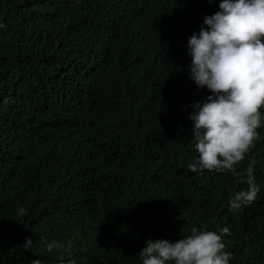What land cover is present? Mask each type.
<instances>
[{
  "label": "trees",
  "instance_id": "16d2710c",
  "mask_svg": "<svg viewBox=\"0 0 264 264\" xmlns=\"http://www.w3.org/2000/svg\"><path fill=\"white\" fill-rule=\"evenodd\" d=\"M146 1L0 0V264H141L146 239L176 240L194 226L229 228L230 264H264V127L235 166L238 177L187 168L198 153L186 102L210 93L180 71L173 52L183 56V33L169 28L181 10L210 16L219 0H154L142 9L164 33L158 41L171 44L163 46L172 78L148 52L131 75L115 62L139 41L122 43L119 31L137 29L136 7ZM192 22L181 28L194 30ZM98 93L107 98L95 100ZM94 103L112 108V119L95 121ZM250 165L260 192L230 210Z\"/></svg>",
  "mask_w": 264,
  "mask_h": 264
},
{
  "label": "clouds",
  "instance_id": "9594fccd",
  "mask_svg": "<svg viewBox=\"0 0 264 264\" xmlns=\"http://www.w3.org/2000/svg\"><path fill=\"white\" fill-rule=\"evenodd\" d=\"M151 5L158 4L154 0L137 4L134 14L137 29L124 30V33L119 31L122 43L123 36L127 39L136 37L139 41L134 44L128 41L129 51L119 53L115 62L128 66L125 74L131 75L134 66L131 65L148 52L158 71L172 78L176 72L168 65L165 56L172 51L163 46L171 44L166 40L159 42L158 38L164 33L155 32L152 24L142 17V9ZM187 9L180 11L175 25L169 28L181 29L183 33L178 36L183 56L176 52L173 56L182 62L180 71L184 77L190 78L197 89L204 88L210 93L202 102H186L191 111L188 116L192 122L191 140L198 153L187 163V168L196 174L205 170H226L238 177L235 166L245 158L257 138V129L264 127V111H261L264 107V0H219V10L210 16L206 15L207 11L202 13L198 10L192 17L182 16V11L187 12ZM188 22H192L191 26L195 28L190 32L181 28ZM106 35L105 40H118L116 36ZM158 45L163 57L160 64L156 58ZM184 49L190 57L183 54ZM102 50L105 52L106 47ZM117 73L122 74L121 71ZM106 98L98 93L95 100ZM92 110L95 121L105 123L112 119L110 113L114 112L101 103H94ZM145 137L140 134V138ZM125 141L134 142L129 136ZM245 183L247 188H241L230 196V210L250 204L260 192L253 165L247 169ZM229 234L228 227L217 232L194 226L187 235L176 240L149 238L138 253L139 260L141 264H230L232 256L224 243V237ZM31 245L32 239L26 238L22 247L27 249ZM33 264L40 262L35 260ZM52 264L80 263L73 258L65 262L58 258Z\"/></svg>",
  "mask_w": 264,
  "mask_h": 264
}]
</instances>
